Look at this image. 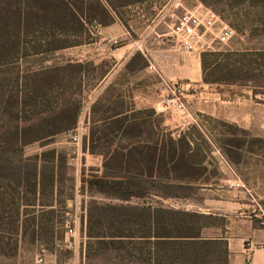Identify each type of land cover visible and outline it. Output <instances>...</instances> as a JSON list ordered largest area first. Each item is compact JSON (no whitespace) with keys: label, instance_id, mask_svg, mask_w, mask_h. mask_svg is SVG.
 <instances>
[{"label":"trees","instance_id":"16d2710c","mask_svg":"<svg viewBox=\"0 0 264 264\" xmlns=\"http://www.w3.org/2000/svg\"><path fill=\"white\" fill-rule=\"evenodd\" d=\"M156 1L0 0V242L9 234L4 228L9 220L17 223V235L24 234L21 216L27 217L29 207H36L45 192L54 197L57 185L68 177L69 163L60 153L27 156L26 148L74 130L81 101L63 99V94L73 82L82 92L90 79L102 76L101 66L93 63L68 59L44 65L48 60H43L25 68L26 60L80 45L91 27L112 24L114 15L123 20L122 10ZM71 38L80 40L69 43ZM220 55L203 54L206 83H234L235 75L252 72L249 62L254 57L264 58V50L228 52L225 63L218 62ZM10 67L15 73L13 80L6 76ZM207 69H218L228 76L208 80ZM253 69L262 72L264 64ZM136 118L134 114L114 119L110 123L116 127L113 132L122 131V138L129 140L136 137ZM160 124L161 120L157 127ZM158 130L150 149L135 143L118 146L105 154L101 168L92 166L88 173L83 169L82 191L118 200L94 204L89 238L115 251L116 258L134 257L145 262L155 258L156 264H229L227 242L202 237V230L213 225L206 221L212 216L167 208L160 200L148 204L156 197L187 198L181 193L185 184L180 182L195 169L207 171L200 166L208 152H190L185 135L175 139L171 133ZM42 207L53 210L54 202ZM33 223L38 224L36 217ZM17 252L18 245L8 250L0 243L1 254L14 256Z\"/></svg>","mask_w":264,"mask_h":264},{"label":"rangeland","instance_id":"374dc122","mask_svg":"<svg viewBox=\"0 0 264 264\" xmlns=\"http://www.w3.org/2000/svg\"><path fill=\"white\" fill-rule=\"evenodd\" d=\"M205 1L210 5L206 4L204 0H184V4L187 9L203 5L214 10L233 26L237 33L229 44H215L214 51L209 52L221 54L218 62L225 63V55L228 52L264 50V0ZM138 11L146 14V16H151L153 13L150 4L146 3L139 10L136 9L135 12L122 10V18L132 19L134 23L139 24ZM91 29L94 31V28L91 27ZM91 36L96 38L94 35ZM76 40L80 39L71 38L68 42L73 41L72 43H74ZM121 42V38H117L112 45L119 46ZM71 50L74 49L66 48L44 56H30L26 60L27 65H25V68L38 65L43 60H48L44 65L64 63L71 57L69 54ZM249 63L252 72L246 75L243 74L241 77L235 75L237 80L234 83H213L206 89L207 94H201L199 89L194 92L190 89L184 100L187 102L189 100L188 94L192 93L197 94L194 98L211 96L218 99L212 101V106L216 104L225 106V108L223 107L224 112L243 113L245 108L250 107V105L264 109V105H260V103L264 104V71L259 72L253 69L263 65L264 58L254 57ZM12 68L10 67V71L6 76L13 80L15 73ZM205 75L208 80L212 81L228 76L218 69H207ZM83 92V90L82 92L79 90L77 83L73 82L62 98L74 102L81 101L80 116H83L82 123L86 124L87 113L83 115L86 110L83 99L86 97H84L85 93ZM128 93L126 92V95ZM158 94H160L159 89ZM166 95L167 92L162 100ZM125 101V104L121 100L114 101L108 105L107 110L109 114H112L115 110H121L122 108L130 109V111L133 108L135 109L136 112L130 116L136 114L138 120L137 126L133 130L136 137L130 140L122 138V132H113L116 130L113 123L106 128H101V124H97L91 125V136L88 137L82 132L81 142L78 144L72 142V130L59 134L49 141L38 142L26 148L25 154L27 156L42 154L46 151L60 153L69 163V173L68 177L57 185L54 197L45 192L36 203V207H29L28 216H21V220H24L25 223L24 234L21 232L19 235L16 234L17 223L14 224L9 220L4 224L5 231L9 234H6V239L0 243L8 250L18 245V252L14 256H6L0 253V264H34L41 247H45L49 252H60L58 245L65 237L64 221L67 211L77 213L78 209L81 210L83 206H87L88 216H90V210L95 207V203L118 202L100 194L82 191L81 180L83 169L88 173V169L93 166L92 164H94L97 157L101 156L102 160H105V154L113 151L116 146L132 143H135L138 147L148 144L151 147L154 145L159 132L158 129H160V127H157V130H155V123L158 126L161 120L160 116L150 117V109L146 108L148 106L137 104L130 99ZM103 109L106 108L103 107ZM159 109L165 110L163 105L159 106ZM187 109V113L198 112V110L204 109V106H193L187 103ZM173 111L177 112L173 109H167L164 112L171 114ZM104 115L102 107L98 105L93 116L96 120H99ZM37 116V118L42 117V115ZM220 131L218 134L213 135V141L220 149V153H210L206 157V172L195 169L190 176L192 179L203 176V180L212 183H209V185L185 184L181 193L188 197L175 199L176 201L173 202L180 207L188 205L193 209H210L213 213L225 215L223 221L215 217H211L206 221L213 225L231 227V232L242 236L246 245L253 243L254 246H264V137L260 141L261 137H252L243 129L232 126L222 128ZM197 144L208 150L202 141H197ZM88 146L91 148V153L85 151ZM92 153L95 155L94 157H92ZM197 156L196 161L199 159V155ZM101 157L99 160H101ZM176 184H179V182ZM0 192H2L1 189ZM51 202H54L53 210L42 207V204H50ZM132 204L138 203L132 201ZM34 217L37 218L38 224L33 223ZM2 225L0 222V227ZM211 232L215 233L217 231ZM221 232L218 231L219 234ZM88 234V232L85 234L86 239L87 237L89 239ZM89 240L86 244V253L90 258L88 264H117L113 259L116 258L115 251L111 252L105 245H98L93 239ZM61 252L64 255H69L71 251L63 249ZM246 261V264H251L249 259Z\"/></svg>","mask_w":264,"mask_h":264},{"label":"crops","instance_id":"0c3cea01","mask_svg":"<svg viewBox=\"0 0 264 264\" xmlns=\"http://www.w3.org/2000/svg\"><path fill=\"white\" fill-rule=\"evenodd\" d=\"M168 2L169 0H159L149 3L153 11L151 16H146V14L138 11L139 24L134 23L132 19L123 18L122 20L114 15L112 24L93 26L94 31L90 29V34L85 37L82 44L69 47L74 49L69 52L71 62L93 63L95 67L101 66L102 71L100 78L88 81L83 87L84 97H86L83 99V105L86 106L83 115L87 113V121L86 124H83V116H79L78 125L75 129H80L81 133L84 132L89 137L92 133L91 125L101 124V128H106L114 119L125 115L131 117L130 115L136 112L134 108L132 111L122 108L115 110L112 114H109L107 110L108 105L114 101L121 100L125 104V100L130 99L137 104L148 106L146 108L150 109V117L159 115L161 119L160 129L164 133H171L175 139L185 135L191 144L190 152H208V156L210 153H220V149L213 141V135L221 132L220 129L229 126L243 129L250 136L261 137L262 139L264 137V109L261 107L250 105V107L245 108L243 113L224 112L223 107L225 108V106L220 104V106L218 104L212 106V101L218 99L211 96L194 98L197 94L189 93L187 103L193 106H204V109L188 113L173 111L171 114H166L165 110L159 109V106L163 105L162 98L167 92L164 85L165 81L182 83L186 89V94L190 89L193 92L199 89L201 94H207L206 89L212 85L204 81L201 58L181 50L168 37L167 33L172 22L169 16ZM144 4L134 5L125 10L135 12ZM181 12L179 11V13ZM91 35L96 36V38H92ZM117 38H121L122 42L119 46H113L112 43ZM150 65L157 68L159 74L150 69ZM158 89L160 94H158ZM126 92L129 93L126 95ZM98 105L102 107L105 115L96 120L93 115H95ZM260 105L264 104L260 103ZM103 107L106 109L104 110ZM115 113H121V115L114 116ZM135 122H138L137 118ZM155 130H157L156 123ZM197 141H204L208 150L197 144ZM146 147L150 149L151 145L148 144ZM85 151L91 153L90 146ZM94 156L93 154L92 157ZM100 157H97L96 162L94 161L92 164L94 167L101 168L103 166L104 160L102 157L99 160ZM206 163L207 160L205 159L200 167L207 168ZM190 176L180 183L187 185H209L212 183L203 180V176H198L196 179H192ZM175 199L177 198L156 197L148 204H154L156 200H160L163 206L175 210L198 212L222 221L225 216L213 213L210 209H193L188 205L177 206L173 202ZM77 212H82L81 238L78 240V245L72 250L59 248L60 252H50V259L53 264H88L90 261L86 253V244L90 238L87 237L86 239L85 236L89 228L88 208L83 206V209H78ZM211 231L217 232L212 233ZM218 231L222 232L219 234ZM202 237L211 240H225L229 264H246L247 259L251 261V264H264V246H254L253 243L246 245L242 236L231 232V227L212 225L202 230ZM63 249L71 252L69 255H64L61 252ZM113 259L117 264L119 262L121 264H156L155 258H151L147 262L134 257Z\"/></svg>","mask_w":264,"mask_h":264},{"label":"built area","instance_id":"2783aa9c","mask_svg":"<svg viewBox=\"0 0 264 264\" xmlns=\"http://www.w3.org/2000/svg\"><path fill=\"white\" fill-rule=\"evenodd\" d=\"M170 18L172 20L167 33L168 37L179 48L192 56L202 58L203 54L214 51L215 44L227 45L235 37L236 30L225 21L217 12L203 5L187 9L184 0H169ZM179 11H182L179 13ZM150 69L158 72L153 65ZM159 74V72H158ZM167 95L163 100L165 110H176L187 113L186 89L180 82L165 81ZM80 129H74L71 135L72 142H81ZM82 212L65 213V237L58 245L60 248L75 249L81 238ZM35 264H53L50 252L41 247L36 256Z\"/></svg>","mask_w":264,"mask_h":264}]
</instances>
